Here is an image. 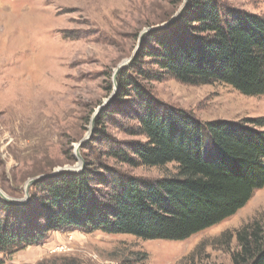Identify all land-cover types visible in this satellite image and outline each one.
I'll use <instances>...</instances> for the list:
<instances>
[{"label":"rangeland","instance_id":"1","mask_svg":"<svg viewBox=\"0 0 264 264\" xmlns=\"http://www.w3.org/2000/svg\"><path fill=\"white\" fill-rule=\"evenodd\" d=\"M222 1L264 15V0ZM175 2L0 0V190L4 194L24 199L31 179L64 168L81 171L75 174L79 175L87 164L98 162L143 179L176 174L175 163L131 168L105 156L106 139L145 140L130 137L124 129L134 124L126 119L132 100L118 98L115 73L130 66L148 43L145 37L140 45L143 32L170 21L181 8L184 11L188 0ZM147 87L156 100L202 122L264 118V95H244L230 85L186 86L169 79ZM116 100L118 109L110 114ZM205 156L215 161L218 153L210 150ZM34 186L20 208L33 205L39 194ZM254 221L264 222V188L235 216L185 241L53 232L43 246L11 257L0 255V264H233L236 234Z\"/></svg>","mask_w":264,"mask_h":264},{"label":"trees","instance_id":"2","mask_svg":"<svg viewBox=\"0 0 264 264\" xmlns=\"http://www.w3.org/2000/svg\"><path fill=\"white\" fill-rule=\"evenodd\" d=\"M146 37L117 77L118 98L132 100L126 119L134 124L124 129L145 140L106 139L105 156L131 168L175 163L176 174L143 179L90 163L79 175L35 184L39 194L29 209L0 197V255L11 257L43 246L53 232L73 230L185 241L235 216L264 188V118L202 122L156 100L147 87L172 79L264 95V15L222 0H188L172 26ZM210 150L218 153L215 161L206 159ZM236 239L233 264H264V222L245 225Z\"/></svg>","mask_w":264,"mask_h":264},{"label":"water","instance_id":"3","mask_svg":"<svg viewBox=\"0 0 264 264\" xmlns=\"http://www.w3.org/2000/svg\"><path fill=\"white\" fill-rule=\"evenodd\" d=\"M183 12V8L180 9V11L173 17L171 18L170 21L166 22L165 24L159 26V27H152L150 29H147L146 31L143 32L142 36H141V39H140V45L143 43L144 41V38L150 34V33H153V32H156V31H159L161 29H164L166 27H168L169 25H171L172 23H174L182 14ZM129 65V64H128ZM128 65H124L123 67H120L117 72L115 73V78L118 77V73L123 70L124 68H126ZM105 107V106H104ZM103 107V108H104ZM102 108V109H103ZM81 172V171H80ZM79 171H75L74 169H70V168H64V169H60V170H57L53 173H50V174H44V175H40L36 178H33L29 181L28 185H27V189H26V196L24 199H15V198H12V197H9L8 195L4 194L1 190H0V197L6 201L7 203L11 204V205H14V206H18V207H21V206H24L28 201H29V188L35 184H37L38 182L44 180V179H51L53 177H56L57 175L59 174H63V173H66V174H72V175H75V174H78L80 173Z\"/></svg>","mask_w":264,"mask_h":264}]
</instances>
